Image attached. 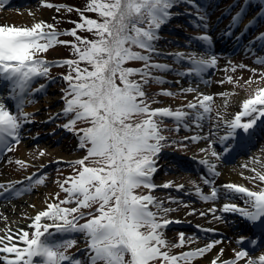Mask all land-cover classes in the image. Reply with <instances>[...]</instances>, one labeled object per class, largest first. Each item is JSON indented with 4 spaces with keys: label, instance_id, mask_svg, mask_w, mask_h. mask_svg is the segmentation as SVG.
<instances>
[{
    "label": "snow or ice",
    "instance_id": "obj_1",
    "mask_svg": "<svg viewBox=\"0 0 264 264\" xmlns=\"http://www.w3.org/2000/svg\"><path fill=\"white\" fill-rule=\"evenodd\" d=\"M180 2L190 3V0H90L87 10L98 14L99 19L88 18L81 13V22H76L75 28L67 33L59 32L53 24L45 22H37L31 27L0 25V81L8 83L9 99L15 101L13 111L0 99V152L12 151L21 138V129L31 122L33 114L24 111L25 105L33 102L30 96L44 89V85L33 89L35 80L48 77L52 66L67 65L69 72L63 79L68 86L62 89L64 107L57 116H71L61 127L78 136L79 147L86 149L87 153L83 158L70 162L73 175L60 182L66 199L47 204L46 210L33 218L29 226L33 229L31 234L21 230L15 235L0 236V254H8L0 255L4 264H85V261L67 254L68 249L74 246V240L52 239L54 235L72 233H82L85 237L87 264H156L157 261L161 264H191L194 258L213 247V244H208L180 255L171 254L173 248L183 247L185 242L183 234H180L178 244H170L164 236V229L174 222L166 218L172 210L164 208L163 201L150 194L137 193L142 187L156 188L152 176L157 171V157L166 146L167 139L162 134L160 118H171L177 125V131L180 126H188L186 121L189 118L197 127L206 114L211 118L212 96L203 95L198 103H188L185 108L191 111L184 108L173 110L152 108L151 103L155 101L150 103L144 90L149 80L165 82L153 76L151 70L172 71L169 65L154 63L152 58L159 54L156 49L159 29L173 18L172 9ZM2 3L0 0V6ZM46 6L53 7L52 4ZM190 6L197 7L199 11L194 2ZM239 17L238 13L233 18L234 22ZM198 19L204 21L205 17L199 16ZM204 26L207 27L206 24ZM78 30L93 33L95 38L80 37ZM65 34L75 37L76 42L60 40L59 37ZM193 39L211 42L208 35ZM66 44L71 45L75 59L54 65L38 55L56 45ZM175 55L191 65L186 71L177 72L178 76H201L217 61L214 54L208 59L197 57L195 53ZM130 61L143 62V67H125ZM258 62L264 64V60ZM82 63L85 66L81 67ZM137 76L139 79L134 78ZM161 94L174 95L172 92ZM244 117L250 119L242 122ZM262 117L264 88L245 99L242 110L234 118L223 120L218 116V121H222L227 129L224 135L218 136L220 153L211 148L212 141L209 149L202 151L220 159L234 149L239 139L249 138L250 130H254ZM78 122L88 126L78 128ZM201 138L208 139L207 136L191 139L197 141ZM198 163L213 176L219 174L216 164L209 159H201ZM26 179L29 183L43 182L41 178L34 181L31 177ZM248 179L264 182V173L256 172ZM204 182L214 184L208 178ZM177 187L182 188L183 185ZM223 188L238 194L244 207L226 203L222 211L238 213L250 226L264 232V188L256 191L232 183L223 185ZM0 189L3 193L12 191L11 186L0 185ZM14 194L18 196L21 193L15 191ZM217 195L213 186L211 194L203 196V199L215 200ZM69 204H75V207L63 206ZM211 211L215 212V209ZM42 220L46 222L42 224ZM81 220L85 222L80 223ZM244 239L238 238L237 243H243ZM21 242L23 247L19 246ZM248 244L255 248L259 241L251 238ZM245 258L246 264H264V253L253 258L247 250L235 252L234 259L220 264H237Z\"/></svg>",
    "mask_w": 264,
    "mask_h": 264
},
{
    "label": "rangeland",
    "instance_id": "obj_2",
    "mask_svg": "<svg viewBox=\"0 0 264 264\" xmlns=\"http://www.w3.org/2000/svg\"><path fill=\"white\" fill-rule=\"evenodd\" d=\"M60 2H63V4H77L78 2L79 5L83 6V4L79 3V0H77V2L76 0H33L30 3H24V5L10 7L4 6L5 0H3L2 6H0V25L31 27L37 22H45L46 24L54 25L61 20H64V18L70 13V9L63 6ZM55 3L59 6L54 5ZM48 4H52L53 7H47L46 5ZM188 4L189 7H192L190 6L191 3ZM231 5L233 6L234 2ZM241 6V2L240 4H237L235 6L236 11L228 13V17H226L224 21L219 19V24L216 26L217 28H214L213 30V22L219 17L217 9L213 8L204 14L206 17L204 21L208 22L207 27L203 33H198L196 36L200 37L202 35H208L211 37V42L209 44L207 41H203V48L195 45L194 42L189 41L188 42L191 45L188 49L170 48V45L172 46L170 43V38L172 37L170 35H162V39H159L160 41L158 40L156 42V49L159 54L153 55V62L169 65L172 71L151 70L154 75L167 79L171 86L169 89L160 90H157L152 86L153 88L148 90L149 98L151 100L150 103L155 101V103H151L152 108H171L173 110L184 108L185 111H191L185 108L188 103H198L203 95L213 97V100L210 102L212 108L211 118L209 119L206 114L205 119L200 122V127H197L196 124L192 122L191 118H189L186 121L188 126H180L177 131V125L171 118H165V121L169 123L167 124V128L166 124L163 126L164 120L160 118V127L164 130L162 134L166 135L167 138V154L174 152V150H178L202 159H216L212 157L208 151L202 150L209 149L210 141H212L211 148L219 153L217 146L218 136L224 135L227 129L222 121H218V116L222 117L223 120L234 118V116L242 110L243 101L253 96L258 89L264 88V64L258 62L259 60H264V45L261 48V51H255L252 46V44L256 43L259 37L264 35V31L261 28L256 27L253 32L251 31L249 32V35H246L250 26L255 23L259 10L256 7L257 10H254V12L250 14L249 18H251V20L248 18L246 21L243 20L240 22L239 17V19L234 22L233 18L236 17L238 13L240 14L243 8ZM57 9H59V11H57ZM243 34H245L246 37L245 35L243 36ZM221 43L222 47L229 49L221 50ZM234 46L236 47L235 50ZM60 53L58 50H50L44 57H41L55 65L56 62L61 61ZM176 53H195L197 57L202 56L205 59H208L210 55L214 54L217 57V61L211 69L210 76H207L209 82L203 83L199 81L196 84V81L192 78L194 74L178 76L176 74L177 68H180L179 71L187 69L185 66L186 63H183L185 60L176 57ZM64 67L68 68L67 65H64ZM54 68H56V66L51 67V69ZM51 76L52 75H48V77L45 78H37L32 84L33 89L39 88L40 85H44V89L40 92H35L30 96L29 99L33 102L25 105L24 111L33 114L31 122L23 127L21 130L22 138L20 139V142L12 151H9L4 157L3 162L0 164V185H4L16 178L24 179L28 177H31L33 181L36 178H41L43 182L39 184L31 183L29 185L31 192L21 197L23 199L18 202H4L6 203L5 206H8V209L12 206L17 209H12V211H10V216L12 218H0V236H5L9 233L15 235L21 230L29 231L31 234L33 229L29 226L33 223V218L40 211L46 210L47 204L59 203V201L66 199V193L62 191L60 182L64 181V178L71 172L72 167L70 166V162L81 159L86 155L85 150L79 147L78 136L61 127L68 122V119H71L70 116L68 118L57 116L64 107V102L62 100L64 93L62 89H65L66 85L60 83L62 82L61 79H52ZM188 88L195 89V91H184V89ZM162 92H172L174 95L164 96L161 94ZM8 94L9 91L3 89V91L0 92V99L3 101L11 100L6 98ZM239 94H243L245 97L236 101L234 104H231L229 102L230 98L237 97ZM3 103L10 110H12V108L14 109V106H11V103ZM207 126L212 128V130L206 131ZM194 136H207L208 139L201 138L197 141H193L191 138ZM173 137L179 138L175 139ZM169 139H171V141H179L180 144H172L169 142ZM261 144L263 145L253 150L251 154L239 158L236 162L227 165L226 168L224 167L222 173L219 169V174L212 179L214 181L213 185L204 182L205 180L201 178L203 174L174 170L179 169V165L174 163H170L173 165L172 168H174V172H167L165 169L160 168L164 164L173 160L170 159L165 161V159H169L168 156L157 160V171L160 168L161 172L152 177V182L156 185V188L154 190L142 188V192L143 194L145 192L158 198L159 201H163L164 208L172 210L167 214L166 218L174 222L168 224L166 229H164V236L170 244H178L180 234H183V236L185 234L183 247L173 248L171 254L180 255L183 252H188L192 247L193 249L206 247L207 245L204 246L200 244L201 241L207 243L212 242V239L200 238L195 239L201 241H196L195 239L194 241L190 236L194 232L183 228L178 229L176 227L185 222L199 224L204 227H214L210 223H207L206 225L200 223L201 220L205 219V216L201 215V213L195 216V212L192 211L194 214L191 215L195 220L186 217L184 208L187 204L191 205L190 207L202 206L203 209L206 210L205 212H207L208 209H215V212L217 213L222 212V208L220 207H223L226 203L236 204L239 207H243V199L235 193H233L235 200H230L229 202H227L225 196H217V199L207 201L200 197L198 198L201 193L210 195L213 186L217 187L218 185L223 186L229 184L224 182V176L230 173V171L234 174L239 173L240 178L245 180L243 186L256 191L260 190V188H264V182L248 179L249 177L256 175V172L264 173V142ZM63 146H65V149L67 148V150H65L67 151V156L58 157V152ZM17 161L22 163H17ZM245 165L247 167H245ZM60 167L61 169L66 167L63 175L62 171L58 169ZM227 169H230V171H227ZM235 169L239 172H235ZM252 169H255L256 171L253 172ZM33 173H36V175H32ZM165 184L171 186L165 187ZM179 185H183V187L178 188L177 186ZM197 189L200 190L199 193L197 192ZM0 190L2 191V189ZM193 192H196L197 194H194ZM220 192L221 190L219 193ZM222 192L223 194L229 193L227 189ZM182 193H185L187 196L182 195ZM34 203L41 206L39 211L37 208L34 211L36 206H34ZM63 206L75 207V204ZM153 211H155V209H153ZM199 215L201 217H198ZM5 216H7V214H5ZM45 222L46 221L44 220L41 221L42 224ZM84 222V220L80 221V223ZM74 236L75 237L71 240L76 239L79 244L85 242V244L81 246L86 247L85 251L80 252L79 256L74 258H78L86 263L88 260V244L85 237L82 233H75ZM13 242L16 241L14 240ZM19 246L23 247L24 245L21 242ZM212 248L208 252H205L202 257L194 258L191 261V264H199L200 261L206 259L209 260L210 257L208 254L209 252L212 253ZM222 256L223 251H220L216 259L221 258ZM228 256L231 258L233 257L231 255ZM0 264H4V261H0Z\"/></svg>",
    "mask_w": 264,
    "mask_h": 264
},
{
    "label": "bare ground",
    "instance_id": "obj_3",
    "mask_svg": "<svg viewBox=\"0 0 264 264\" xmlns=\"http://www.w3.org/2000/svg\"><path fill=\"white\" fill-rule=\"evenodd\" d=\"M244 97L245 96L243 94H239L237 97H231L229 102L231 104H234L236 101H238L240 99H243ZM261 145H263V144H260L259 146H261ZM65 150H67V148L65 149V146H63V148H61V150L58 152V157H65V156H67V151H65ZM223 168L224 167H222L220 169H223ZM227 171H230V169H227ZM235 172H239V171H237L235 169ZM244 181L245 180L243 178L242 179L240 178L239 173L234 174L233 172L230 171V173H228V174H226L224 176V182L225 183H232V184H237V185H243L245 183ZM222 196H224L223 193H222ZM5 204L6 203H4V202H0V216H5V214H7V216H5V217H0L2 219H6V218L11 217L10 216V211H12V209H17V208H14L13 206L10 209H8V206L6 207ZM34 206H35L34 211L36 210V208L39 211V209H40L41 206H39V204H35V203H34ZM189 207L190 206H186L184 208V211H185L186 217H188V218H190L192 220H195L194 218H192L193 217L192 215L194 214L192 211H194L195 212V214H194L195 216H197L200 213H205L204 214L205 219L204 220H201L200 221L201 223H204V224L205 223H210L212 225H215V227H216L218 225H222V223L224 222V217L220 213L218 214L217 212H213L210 209H208V211L205 212L206 210L203 209L202 206H194V207H191V208H189ZM198 217H201V216L199 215ZM223 231H225V230H223ZM223 231H221V232H223ZM223 233L233 236V239H234L233 241L234 242H237V237H235V234L232 233L231 231L230 232H223ZM218 242H221V243L218 246L213 247L212 248V253L209 252V254H208V256L210 257V259L209 260L206 259V260L200 261L199 264H213V261H216V264H217V263H219L221 261L231 259V257H229L228 255L234 256V254L236 252V249H238V247H236L232 242H230L228 240H225V239L224 240H222V239H216L213 242H208V243L207 242H201L200 244L206 246L208 244L218 243ZM220 251H223V256L219 260H216V257H217V255H218V253ZM263 253H264V251H263ZM258 256L259 255L253 256V258L258 257ZM195 264H197V263H195Z\"/></svg>",
    "mask_w": 264,
    "mask_h": 264
},
{
    "label": "trees",
    "instance_id": "obj_4",
    "mask_svg": "<svg viewBox=\"0 0 264 264\" xmlns=\"http://www.w3.org/2000/svg\"><path fill=\"white\" fill-rule=\"evenodd\" d=\"M256 1H259V0H256ZM260 1H262V0H260ZM72 2V1H71ZM76 2H77V0H76ZM86 2H88V4H89V2H90V0H79V3H83V4H86ZM78 3V2H77ZM74 4V3H73ZM81 13H83V15L85 16V17H88V18H93V19H99V17H98V14H96V13H92V12H90V11H88L87 9H85V10H83V12H81ZM81 13H78V14H74V17H73V21L75 22V21H77V22H81ZM76 15V16H75ZM82 32H83V36H84V38H89V37H91V39H94L95 37H94V34L93 33H89V32H87V31H84V30H81Z\"/></svg>",
    "mask_w": 264,
    "mask_h": 264
}]
</instances>
